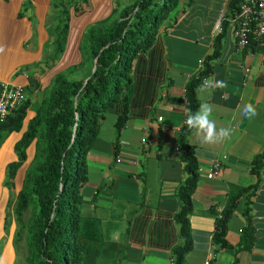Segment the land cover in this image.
I'll return each mask as SVG.
<instances>
[{
  "label": "crops",
  "instance_id": "1",
  "mask_svg": "<svg viewBox=\"0 0 264 264\" xmlns=\"http://www.w3.org/2000/svg\"><path fill=\"white\" fill-rule=\"evenodd\" d=\"M226 1L179 0L171 13L176 21L165 19L152 46L136 61L128 117L119 131L116 151L117 105L103 113L85 156L86 181L80 189L79 215L87 225L86 235L100 241L94 264H170L171 248L180 241L174 218L180 205L176 191L186 177L175 149L186 112L183 87L211 52ZM50 2L0 0V83L22 86L30 104L53 76L78 65L84 30L104 22L116 10L112 0H87L76 13L69 8L63 49L50 60V48L45 45L56 23L50 17ZM251 48L250 44L236 50L226 33L206 78L225 81L227 86L210 95L197 91L201 83L195 88L198 107L211 104L217 128L229 127L232 133L216 143H202L194 130L188 137L197 167L206 169L214 158L220 167L211 178L197 171L186 215L193 244L183 264H264V161L257 175L249 172L252 157L264 147V40ZM73 70L76 76L84 71ZM249 102L257 110L251 119L242 111ZM33 109L30 105L26 110L20 130L10 132L0 143V264H12L15 254L13 216L6 230L5 168L16 159L13 145ZM29 146L34 151V143ZM246 186H252L247 216L254 241L249 250L238 249L240 230L247 223L241 196L227 221L228 245L221 247L211 237L215 215L230 195Z\"/></svg>",
  "mask_w": 264,
  "mask_h": 264
},
{
  "label": "trees",
  "instance_id": "2",
  "mask_svg": "<svg viewBox=\"0 0 264 264\" xmlns=\"http://www.w3.org/2000/svg\"><path fill=\"white\" fill-rule=\"evenodd\" d=\"M86 1L50 2L52 10L58 8L56 14L50 13L51 20L56 23L52 28L51 41L45 45L50 48L47 56L50 60L56 59L63 49L69 8L76 13ZM238 1L227 0L224 15L231 13ZM178 2L134 0L122 6L116 17L90 25L84 30L79 47L82 58L77 66L70 69L68 76L73 69H83V73L73 78L60 72L42 90L33 116L13 145L16 159L7 164L3 181L4 186L13 191L16 171L26 160V149L33 142L34 153L24 170L21 186L13 195L11 209L15 223L13 242L16 248L22 242L24 264H94L99 255L100 241L86 235L87 225L79 215L80 189L86 181L85 156L98 134L103 113L117 105L113 140L116 151L119 131L128 117L129 86L132 74L137 70L136 61L152 46L165 19H172V23L176 21L171 12ZM220 25L222 31L213 36L211 52L201 59L199 68L184 84L185 114L197 110L195 88L209 76L212 62L220 53L221 39L227 33L226 23L222 21ZM250 44L253 49L258 42L250 41ZM94 58L96 66L90 75ZM87 76L89 78L82 86ZM29 106V98L25 97L0 121V143L10 132L20 130ZM192 132L183 121L176 139L186 177L176 191L180 205L174 218L179 225L180 241L171 248L170 264H183L193 244L186 216L190 212V195L198 168L194 149L188 142ZM263 161L264 147L252 157L249 172L257 175ZM251 187L239 188L228 197L222 211L215 215L211 237L221 247L228 245L225 239L227 221L243 196V215L247 223L240 230L237 246L244 250L251 248L255 238L247 216ZM26 210L28 215L24 217Z\"/></svg>",
  "mask_w": 264,
  "mask_h": 264
},
{
  "label": "built area",
  "instance_id": "3",
  "mask_svg": "<svg viewBox=\"0 0 264 264\" xmlns=\"http://www.w3.org/2000/svg\"><path fill=\"white\" fill-rule=\"evenodd\" d=\"M224 21L227 33L234 40L236 50L246 47L250 41L263 43L264 40V0H239L235 9L228 15L220 14L216 32H221V22ZM25 99L24 89L19 85L0 83V121ZM177 150V148L175 147ZM219 161L212 159L206 169L201 167L207 178L218 174Z\"/></svg>",
  "mask_w": 264,
  "mask_h": 264
},
{
  "label": "clouds",
  "instance_id": "4",
  "mask_svg": "<svg viewBox=\"0 0 264 264\" xmlns=\"http://www.w3.org/2000/svg\"><path fill=\"white\" fill-rule=\"evenodd\" d=\"M226 86L225 81L216 80L215 78H205L198 86L197 91L199 93L207 92L210 95L212 91ZM242 111L243 115L248 119L257 114L256 107L251 102L246 103ZM213 112L214 109L211 104L201 103L196 111H188L185 114L184 124L188 129L194 130L202 143H216L231 136V128H217V124L213 119Z\"/></svg>",
  "mask_w": 264,
  "mask_h": 264
},
{
  "label": "rangeland",
  "instance_id": "5",
  "mask_svg": "<svg viewBox=\"0 0 264 264\" xmlns=\"http://www.w3.org/2000/svg\"><path fill=\"white\" fill-rule=\"evenodd\" d=\"M52 1V0H51ZM134 0H112V7H114V8H116V10H114L113 12H112V14L110 15V18H114V17H116L117 15H118V12H119V10H120V8L122 7V6H125V5H128V4H130V3H132ZM58 11V8H56V9H53L50 13H53V14H56V12ZM172 13V12H171ZM66 73V75L68 76V73H69V70L68 71H66L65 72ZM70 77L72 76L73 78H75V77H77L76 75H69ZM68 76V77H69ZM24 94H25V97H28V95H27V93H26V91L24 92ZM39 97L41 98V95H39L38 96V98L37 99H35V101L34 102H32L30 105L32 106V107H34L35 105H36V103H38V101H39ZM32 146H29L28 148H27V160H25V162H24V164H22L20 167H19V169H18V171H17V173H16V175H15V177H14V183H13V191L11 190H9L8 192V202H7V204H6V207H7V210H6V212H5V214H6V230H7V224H8V221H9V219H10V217L11 216H13L12 215V213H11V209H12V205H13V203H14V196L13 195H15V193L19 190V188H20V186H21V180H22V178H23V173H24V170H25V168H26V166L28 165V163L30 162V160L32 159V156H33V149L31 148ZM6 187V186H5ZM28 215V211L26 210L25 212H24V217H26ZM13 226V225H12ZM2 244H3V239L0 241V247L2 246ZM14 245V244H13ZM18 248H16L15 246H14V260H13V263L12 264H24V261H23V253H24V249H23V244H22V242L20 241L19 243H18Z\"/></svg>",
  "mask_w": 264,
  "mask_h": 264
},
{
  "label": "water",
  "instance_id": "6",
  "mask_svg": "<svg viewBox=\"0 0 264 264\" xmlns=\"http://www.w3.org/2000/svg\"><path fill=\"white\" fill-rule=\"evenodd\" d=\"M95 66H96V58L93 59V64H92V68H91L90 75L94 72ZM90 75H89V76H90ZM89 76H87V77L83 80L82 86L86 83V81L88 80Z\"/></svg>",
  "mask_w": 264,
  "mask_h": 264
}]
</instances>
